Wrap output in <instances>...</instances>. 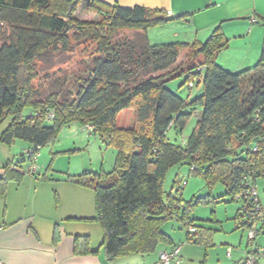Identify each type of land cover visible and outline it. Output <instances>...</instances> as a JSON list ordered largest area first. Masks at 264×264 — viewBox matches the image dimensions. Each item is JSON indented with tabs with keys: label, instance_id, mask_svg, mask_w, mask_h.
<instances>
[{
	"label": "trees",
	"instance_id": "obj_1",
	"mask_svg": "<svg viewBox=\"0 0 264 264\" xmlns=\"http://www.w3.org/2000/svg\"><path fill=\"white\" fill-rule=\"evenodd\" d=\"M83 1L0 0V126L10 119L0 142L11 146L21 140L41 149L64 127L77 123L89 125V134L115 146V168L109 174H66L68 181L94 190L96 215L84 221L102 226L100 247L109 261L170 244L162 228L174 219L183 222L187 242H207L209 229L189 212L225 196L240 204V227H255L256 236L264 232L263 222L241 219L246 197H237L250 181L258 186L264 178V41L255 65L232 72L218 63L229 47L221 25L203 42L152 45L146 31L175 20L165 10L87 0V9L99 16L94 22L76 17ZM261 24L264 28V20ZM122 29L144 31L143 44L115 40ZM87 39L97 43L101 55L94 60L92 77L83 80L72 100L58 93L43 98L45 79L38 64L48 54L69 52L74 41ZM184 51L186 60L177 66ZM137 69H146L144 78L138 79ZM178 77L188 90L200 87V94L184 97L170 89L169 82ZM199 108L201 116L186 142H173L168 136L172 128L182 134ZM125 109L134 112L130 127L118 124ZM183 164L202 173L208 189L223 184L225 195L209 193L186 201L178 195L182 187L166 191L167 173ZM7 184L5 174L1 192ZM74 252L97 254L99 249L91 248L88 236H77Z\"/></svg>",
	"mask_w": 264,
	"mask_h": 264
},
{
	"label": "crops",
	"instance_id": "obj_2",
	"mask_svg": "<svg viewBox=\"0 0 264 264\" xmlns=\"http://www.w3.org/2000/svg\"><path fill=\"white\" fill-rule=\"evenodd\" d=\"M102 1L130 8L139 5L165 10L169 18L175 19L163 26L172 30L170 36L163 39L167 40L163 41L166 43L203 42L216 26L221 25L229 39V47L220 53L218 63L229 71L252 67L260 59L264 41L261 24L264 20V0ZM84 2L87 6V0ZM180 16L184 17L176 19ZM145 34L149 39L148 30ZM233 46H237L235 50H232ZM187 53L184 51L181 57H186ZM225 54L228 57L225 58ZM178 65L181 64L178 62ZM200 92V87H197L194 93L189 90L188 95L193 97ZM201 113L199 108L194 115L199 119ZM15 145L0 142V177L8 175L5 191L0 190L2 264H159V253L174 246L180 248L181 262L172 264H240L255 247L264 246V232L259 233L254 242L248 243L244 237L246 230H237L241 228L239 225L233 231L231 226L227 229L229 231L220 234V239H215L214 234L220 230L202 224L209 229L207 242H187L186 233L170 229L165 232L172 242L161 244L155 252L130 254L109 261L100 247L104 237L102 226L97 222L84 221L96 215L94 190L66 179V174L81 173L46 168L44 163H38V159L37 174L17 170L14 166L25 169L27 162L21 157L22 153L19 156L15 154ZM222 235L228 238H222ZM77 236H88L91 248L99 249V253L75 254ZM258 264H264V258Z\"/></svg>",
	"mask_w": 264,
	"mask_h": 264
},
{
	"label": "rangeland",
	"instance_id": "obj_3",
	"mask_svg": "<svg viewBox=\"0 0 264 264\" xmlns=\"http://www.w3.org/2000/svg\"><path fill=\"white\" fill-rule=\"evenodd\" d=\"M76 17L81 20L99 21V16L90 12L84 1L80 4L76 12ZM163 26L165 25L153 27L148 30L150 35L149 41L152 45L166 43L163 41L167 40L163 39L170 36L172 30L169 26ZM141 34V32L138 33L135 30L122 29L117 33L115 40L129 38L136 43L138 42L139 45H142L143 38ZM236 47L233 46L232 50H235L234 48ZM97 48V43L94 40L87 39L79 42L74 41L72 49L69 52L48 54L44 58V61L38 64V68L45 79L42 97L46 98L53 93H58L63 100L76 98L83 80H88L92 77L91 70L94 65V60L101 56L97 52ZM230 54L231 51H229ZM224 56L226 58L228 54ZM185 58L182 55L178 61L179 64H184ZM145 70L137 69L136 72L139 80L146 75ZM183 82L184 78L178 77L170 81L168 86L180 96H187L189 90L187 86H182ZM196 89V86L192 87L190 89L191 93H194ZM9 121L10 119L6 120L0 126V133L6 128ZM197 121V116L193 115L187 122L182 134L172 128L168 135L169 138L179 144L186 142L187 137L195 128ZM133 123L134 112L132 109H125L119 114L118 124L120 126L130 127ZM15 146V154L19 156L22 153L21 151L32 147V144L18 140ZM117 152L118 150L115 146L106 145L97 135L83 131L81 125L74 123L71 126L64 127L53 142L41 147L38 163L40 165L44 163L46 168L48 166L52 167V169H63L64 171H71V173L101 172L109 174L115 168ZM106 179L110 181L109 177ZM183 181H187L184 187L182 186ZM164 185L166 191L174 190V192H177L182 187L178 195H181L186 201L191 200L194 196H206L211 193L214 197H218L226 193V187L223 184L216 185L212 190L208 189L203 174L191 172L190 166L187 164L177 165L171 168L167 173ZM258 191L264 199V178H260L258 181ZM239 208L240 204L238 202L231 200L229 196H225L217 202L212 201L207 204L197 205L189 213L190 218L197 219L196 223L208 224L218 228L220 231L215 233L214 237L215 239H220V234L229 231L227 229L231 226L232 228L230 229H233V231L236 227L238 228L240 222L239 216L237 217ZM184 227L182 221L174 219L165 223L162 229L163 231L175 229L185 234L186 229ZM242 229L246 230L244 237L246 242H248L249 229L241 227L237 230ZM222 238L228 237H223L222 235Z\"/></svg>",
	"mask_w": 264,
	"mask_h": 264
},
{
	"label": "built area",
	"instance_id": "obj_4",
	"mask_svg": "<svg viewBox=\"0 0 264 264\" xmlns=\"http://www.w3.org/2000/svg\"><path fill=\"white\" fill-rule=\"evenodd\" d=\"M83 131L89 132L91 131V127L81 126ZM40 154V149L38 147H30L26 148L22 151L21 157H24L28 162L27 167L25 169H21L20 167L14 166L15 169L20 170L22 172L28 173L30 175L37 174L39 172V168L36 165V161ZM249 189L245 191V193L241 192L237 197H241L245 195L246 200L243 202L242 212L243 215L241 217L242 220H254L252 222H263L264 223V199L260 196L258 191V186L255 183L249 182ZM186 184V182H185ZM248 222V221H247ZM192 231H195V228L191 227ZM255 227L249 230L248 243H252L256 237ZM180 248L175 247L171 251H163L160 253V264H171L173 260H176L177 263L180 262L179 258ZM264 258V246H259L254 248L244 260L240 264H258V262ZM2 264V262H0Z\"/></svg>",
	"mask_w": 264,
	"mask_h": 264
}]
</instances>
